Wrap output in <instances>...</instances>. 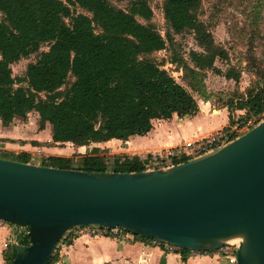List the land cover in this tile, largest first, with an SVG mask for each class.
<instances>
[{
	"label": "trees",
	"instance_id": "1",
	"mask_svg": "<svg viewBox=\"0 0 264 264\" xmlns=\"http://www.w3.org/2000/svg\"><path fill=\"white\" fill-rule=\"evenodd\" d=\"M196 5L197 0H163V16L174 33L194 31L199 43L210 50L209 35L204 34L194 13ZM70 6L87 14L75 13ZM0 14L2 126H8L18 115L36 112L39 130L48 123L52 141L82 147L145 136L153 120L169 119L173 114L192 117L198 112L193 96L166 70L146 58L164 49L165 40L152 26L137 21L152 18L145 0H131L126 10L108 0H0ZM42 44H47L48 50L27 66L22 80L18 79L26 82L27 88H14L17 80L12 77L10 65L38 52ZM172 61L180 65L185 80L190 75L188 83L193 86L197 71L180 58ZM190 61L203 70L212 68L214 59L212 54L192 52ZM69 75L74 78L72 85L58 96ZM41 93L44 99L38 97ZM236 106L247 118L264 113V89H249ZM28 157L20 153L9 160L28 163ZM47 160L49 163L43 166L107 171L100 156L95 157L92 167L83 168L74 167L65 157ZM113 164L114 172L143 171L138 157L115 159ZM72 237L67 234L60 241ZM135 238L148 241L143 236ZM19 243L27 244V238ZM11 250L7 264L15 257L13 247ZM181 253L185 259L186 251ZM54 256L55 251L47 264Z\"/></svg>",
	"mask_w": 264,
	"mask_h": 264
},
{
	"label": "water",
	"instance_id": "2",
	"mask_svg": "<svg viewBox=\"0 0 264 264\" xmlns=\"http://www.w3.org/2000/svg\"><path fill=\"white\" fill-rule=\"evenodd\" d=\"M0 220L27 230L10 264H47L61 238L84 225L181 249L238 243L236 264H264V120L163 169L92 172L0 158Z\"/></svg>",
	"mask_w": 264,
	"mask_h": 264
},
{
	"label": "rangeland",
	"instance_id": "3",
	"mask_svg": "<svg viewBox=\"0 0 264 264\" xmlns=\"http://www.w3.org/2000/svg\"><path fill=\"white\" fill-rule=\"evenodd\" d=\"M62 1L65 2L66 0ZM108 1L114 7L126 10L131 0ZM145 1L152 10V18L149 21L137 18V21L152 26L155 32L165 40L164 49L148 54L146 58L166 70L178 84L193 96L199 107H209L212 115L215 114L216 110L225 109L228 119L226 126L220 129L238 124L243 128L242 131L247 132L263 121L264 113L247 118L245 112L237 109L236 105L245 97L249 89L256 87L264 89V0H197L194 13L204 34L209 35L210 50L205 49L199 43L194 31L185 30L176 34L170 29L163 16V0ZM70 9L75 13L87 14L78 7L70 6ZM1 19L2 15L0 14ZM47 50L48 45L42 44L38 52L21 58L10 65L12 77L17 80L14 88H27L26 82H20L18 79L22 80L25 77L27 66L35 63L39 59L40 53ZM192 52L212 54L214 59L212 68L203 70L195 68L190 61ZM175 57L182 59L190 68L197 71L195 75L197 82L193 86L188 83L190 75L185 80L180 65L173 63L172 59ZM73 81L74 78L69 75L64 85L59 89L58 96H62L70 88ZM38 97L45 98L42 93L38 94ZM227 105H230L229 110ZM36 115L28 113L26 117L22 115L16 117L23 121V118H26L25 120L31 119L34 122L32 118L36 117L37 119ZM178 117L184 118L185 116ZM218 119L223 120V116L219 114ZM14 121L15 119L11 123ZM15 126L17 127V125ZM28 132L33 131L29 130ZM29 147H35L38 150L27 148L30 152H25L23 149L26 148L0 149V158L10 159L20 153H27L29 155L28 164L43 166V164L49 163L47 158L52 157L54 147L58 151H68L67 156L60 155L71 159V164L74 167H92L95 163V157L100 156L107 164V171H113L116 168L113 164L115 159L123 160L125 157L146 156L148 153L127 149L121 144L96 146V143H91L88 146L77 147L72 144H55L53 142L45 143L42 146L34 143L30 145L29 142ZM39 147L45 149L39 150ZM94 149L97 150L94 151ZM17 240L22 241L20 237Z\"/></svg>",
	"mask_w": 264,
	"mask_h": 264
},
{
	"label": "crops",
	"instance_id": "4",
	"mask_svg": "<svg viewBox=\"0 0 264 264\" xmlns=\"http://www.w3.org/2000/svg\"><path fill=\"white\" fill-rule=\"evenodd\" d=\"M30 113L37 114L36 112ZM219 114L223 116V120L218 119ZM36 116L38 117V114ZM34 118H32L34 121L32 122L31 119L25 120L26 118H23V121L15 117L16 122L14 121V124L10 123L8 126H2L0 122V149L26 148L23 150L30 152L27 149L31 148L29 142L30 145L34 143L40 146L49 142L62 143L51 140V127L48 123L45 124L43 130H39L37 127L39 117ZM227 119L225 109L216 110L215 114L212 115L209 107L198 106L197 114L192 117L179 118L173 114L169 119L153 120L152 129L145 136H131L127 141L112 139L107 142L96 143V146L121 144L127 149L153 152L175 147L182 142L214 132L226 126ZM36 127L37 129H35ZM29 130L33 132H28ZM31 149L38 150L35 147ZM43 149L45 148L39 147V150ZM52 150L54 153L51 156L61 157L60 154L64 156L69 154L68 151H58L54 147ZM16 231L17 229L11 224L0 226V264H7L6 259L12 255L11 247H13V241L16 239ZM51 264H226V262L209 257L184 259L179 255L163 253L158 248L148 246L141 240L118 242L108 238L81 236L60 241L57 249H55V256Z\"/></svg>",
	"mask_w": 264,
	"mask_h": 264
},
{
	"label": "built area",
	"instance_id": "5",
	"mask_svg": "<svg viewBox=\"0 0 264 264\" xmlns=\"http://www.w3.org/2000/svg\"><path fill=\"white\" fill-rule=\"evenodd\" d=\"M242 130L243 128L236 124L233 127L219 129L202 137L186 141L175 147L148 152L146 156L138 157V160L143 167V170L146 171L172 167L176 164L207 154L220 146L226 145L246 132ZM5 225L9 224L0 220V226ZM13 227L17 229L15 234L16 239L13 243H19L17 240L19 237L20 239L22 238V240L26 239V228L15 225H13ZM67 234L72 235L73 238L86 236L90 238H108L118 242H132L138 240L135 238L137 235H134L121 227L107 228L100 225L74 227L65 235ZM145 243L148 246L158 248L163 253H172L182 257L181 251L185 250L186 258H217L225 261L226 264H236V250L239 247V244L237 243L214 251H199L194 249H181L173 244L158 239H148Z\"/></svg>",
	"mask_w": 264,
	"mask_h": 264
}]
</instances>
